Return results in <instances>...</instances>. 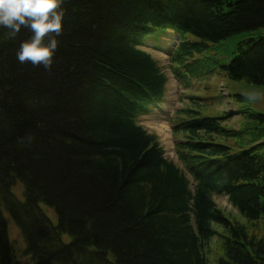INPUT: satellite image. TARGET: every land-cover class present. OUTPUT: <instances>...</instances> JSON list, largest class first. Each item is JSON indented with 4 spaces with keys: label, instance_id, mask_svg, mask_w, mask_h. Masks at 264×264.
Here are the masks:
<instances>
[{
    "label": "trees",
    "instance_id": "1",
    "mask_svg": "<svg viewBox=\"0 0 264 264\" xmlns=\"http://www.w3.org/2000/svg\"><path fill=\"white\" fill-rule=\"evenodd\" d=\"M60 8L51 68L17 59L29 28L10 38L0 27V264L19 263L9 218L31 264H209L214 239V264H264V113L243 111L251 124L236 130L226 114L179 110L172 131L182 168L139 121L166 96L153 51L187 88L214 74L264 85V37H253L264 28V0ZM234 36L237 52L222 63L216 54ZM244 133L248 148L229 145ZM219 195L247 223L220 210Z\"/></svg>",
    "mask_w": 264,
    "mask_h": 264
},
{
    "label": "rangeland",
    "instance_id": "2",
    "mask_svg": "<svg viewBox=\"0 0 264 264\" xmlns=\"http://www.w3.org/2000/svg\"><path fill=\"white\" fill-rule=\"evenodd\" d=\"M264 37V28L255 31L253 37ZM242 40L240 36H234L226 41V45L220 47L216 58L220 62L228 64L237 52L238 43ZM152 57L158 61L161 68L164 70L168 85L165 96V103L160 105L156 112L149 116L140 118V125L147 131L155 134L158 137L160 146L163 148L167 159L175 160L174 153V136L172 135L171 126L174 123L175 115L181 109H193L201 113L205 117L220 118L226 114L229 121L226 122L227 128L242 130L249 126L251 122L245 120L241 114L245 110L255 113H264V85H254L244 81H233L217 74L208 75L198 80H192L190 88H186L183 81L177 80L172 73L168 56L164 53L153 51ZM179 137V136H177ZM249 135L244 133L234 137L229 141V145L235 147L237 144L242 148H248ZM237 151V150H236ZM18 189L13 191L18 195ZM8 198V194L4 196ZM214 203L228 217L236 219L240 223H247L246 219L229 204L227 198L223 195L214 196ZM4 220V218H3ZM7 228L6 235L8 240L15 245V259H18V264H31L28 254L21 256L20 250L25 248L23 236L19 227L9 218L4 225ZM259 229V224L256 226ZM258 235V233H256ZM255 235V234H254ZM209 250V251H208ZM208 252L206 257L209 264H214L217 257L216 240H211L209 248L204 249Z\"/></svg>",
    "mask_w": 264,
    "mask_h": 264
},
{
    "label": "clouds",
    "instance_id": "3",
    "mask_svg": "<svg viewBox=\"0 0 264 264\" xmlns=\"http://www.w3.org/2000/svg\"><path fill=\"white\" fill-rule=\"evenodd\" d=\"M63 0H0V27L15 37L22 27L31 30V36L21 41L16 56L20 62L51 68L58 48L57 37L62 32Z\"/></svg>",
    "mask_w": 264,
    "mask_h": 264
},
{
    "label": "bare ground",
    "instance_id": "4",
    "mask_svg": "<svg viewBox=\"0 0 264 264\" xmlns=\"http://www.w3.org/2000/svg\"><path fill=\"white\" fill-rule=\"evenodd\" d=\"M176 37V36H175ZM152 45V44H151ZM166 50V49H165Z\"/></svg>",
    "mask_w": 264,
    "mask_h": 264
}]
</instances>
